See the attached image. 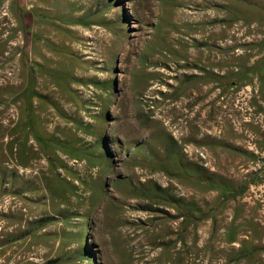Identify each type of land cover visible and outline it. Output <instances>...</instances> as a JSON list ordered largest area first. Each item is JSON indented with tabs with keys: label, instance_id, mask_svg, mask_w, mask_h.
Instances as JSON below:
<instances>
[{
	"label": "rangeland",
	"instance_id": "374dc122",
	"mask_svg": "<svg viewBox=\"0 0 264 264\" xmlns=\"http://www.w3.org/2000/svg\"><path fill=\"white\" fill-rule=\"evenodd\" d=\"M0 264H264V0H0Z\"/></svg>",
	"mask_w": 264,
	"mask_h": 264
},
{
	"label": "flooded vegetation",
	"instance_id": "af4514ba",
	"mask_svg": "<svg viewBox=\"0 0 264 264\" xmlns=\"http://www.w3.org/2000/svg\"><path fill=\"white\" fill-rule=\"evenodd\" d=\"M249 53V50L248 51H242L241 52V57L245 60V58H246V56H247V54ZM253 64H254V62H253ZM252 65V64H251ZM251 65H247V66H251ZM247 66H246V69H247ZM260 88H261V86H258V91L260 90ZM252 90V88L251 87H249V91H251ZM260 170H262V167H260Z\"/></svg>",
	"mask_w": 264,
	"mask_h": 264
},
{
	"label": "bare ground",
	"instance_id": "6f19581e",
	"mask_svg": "<svg viewBox=\"0 0 264 264\" xmlns=\"http://www.w3.org/2000/svg\"><path fill=\"white\" fill-rule=\"evenodd\" d=\"M257 2V1H256ZM260 3V2H259ZM260 7V6H259ZM262 10V9H261ZM259 21V20H258ZM244 23L245 22H242L241 24H240V26H238V27H235V30L237 31V29H240V27H241V25L242 26H244ZM258 24H259V22H258ZM249 25V24H248ZM258 26V25H257ZM256 28V27H255ZM258 29V28H257ZM242 30V31H241ZM240 31H241V33H244V32H246V30L245 29H240ZM239 32V31H238ZM248 32V31H247ZM241 35V34H240ZM242 37V36H241ZM2 73V72H1ZM8 77V76H7ZM12 77V76H11ZM13 78V77H12ZM10 80V79H9ZM160 256V255H159ZM158 258V256H156V254H155V257H153V259H157ZM152 259V260H153Z\"/></svg>",
	"mask_w": 264,
	"mask_h": 264
},
{
	"label": "crops",
	"instance_id": "0c3cea01",
	"mask_svg": "<svg viewBox=\"0 0 264 264\" xmlns=\"http://www.w3.org/2000/svg\"><path fill=\"white\" fill-rule=\"evenodd\" d=\"M234 30H235V28H234ZM236 31V30H235ZM244 34H245V32L244 33H241V35H239V37H243L244 36Z\"/></svg>",
	"mask_w": 264,
	"mask_h": 264
},
{
	"label": "built area",
	"instance_id": "2783aa9c",
	"mask_svg": "<svg viewBox=\"0 0 264 264\" xmlns=\"http://www.w3.org/2000/svg\"><path fill=\"white\" fill-rule=\"evenodd\" d=\"M200 154H201L202 156L204 155V153H203L202 151L200 152Z\"/></svg>",
	"mask_w": 264,
	"mask_h": 264
}]
</instances>
